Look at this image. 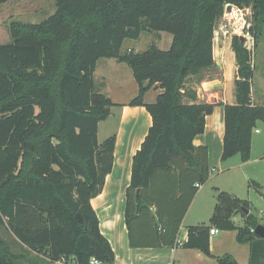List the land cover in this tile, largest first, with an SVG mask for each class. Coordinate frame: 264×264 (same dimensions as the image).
Here are the masks:
<instances>
[{
	"label": "trees",
	"instance_id": "obj_1",
	"mask_svg": "<svg viewBox=\"0 0 264 264\" xmlns=\"http://www.w3.org/2000/svg\"><path fill=\"white\" fill-rule=\"evenodd\" d=\"M246 8L252 10L247 32L258 45L264 0H56V11L41 22H11L12 41L0 44V229L11 230L28 249L15 252L0 234V264H91L93 258L115 264L91 202L112 171L116 145L115 134L102 142L98 137L99 123L115 105L95 79L102 58L131 67L139 93L130 104L152 116L126 192L130 245L177 244L184 217L210 177L208 146L194 139L217 105L198 101L188 81L215 64L220 19ZM143 31L171 33L170 48L152 43L123 52L125 40ZM245 44L234 35L236 103L224 105L222 161L236 155L248 161L254 131L264 122V105L252 102L254 71ZM155 84L161 92L146 102ZM246 209L249 199L218 191L210 222L191 225L182 246L211 255L210 229L235 230L237 242L250 246L248 264H264V237L254 232L260 222ZM238 214L242 225L234 220ZM216 260L239 264L230 254Z\"/></svg>",
	"mask_w": 264,
	"mask_h": 264
},
{
	"label": "crops",
	"instance_id": "obj_2",
	"mask_svg": "<svg viewBox=\"0 0 264 264\" xmlns=\"http://www.w3.org/2000/svg\"><path fill=\"white\" fill-rule=\"evenodd\" d=\"M240 35L236 31L225 33L219 28V35L215 36V64L203 71L204 77L196 82L193 87L198 96V101L217 103L213 113L206 117L205 132L199 134L194 139V144L207 145L209 149V166L214 169L216 165L223 162V139L225 134V104L236 103L235 81L237 79L238 65L235 51L233 49V37ZM161 36V37H160ZM160 34L157 38L162 39ZM241 36V35H240ZM158 39L162 42V40ZM173 41L166 37V43L170 48ZM165 42V41H164ZM170 45V46H169ZM143 51V50H140ZM135 51V52H140ZM122 62L115 58H102L98 61L95 70L97 83H104V92L111 95V85L125 88L126 79L122 78ZM219 73L213 74L215 70ZM256 70V69H255ZM254 70V75H255ZM133 73V72H132ZM264 75V74H263ZM262 75L261 91L256 89L253 76L252 102L253 104L264 105V78ZM133 78L135 80L134 74ZM138 85L133 92L120 93L117 100L109 96L115 105L111 107V114L99 123L98 137L106 139L115 134V158L112 171L106 176L102 192L91 200L95 208L102 233L109 239L115 251V264H216V258L225 254H230L239 264H248L250 259L249 244L237 242V231L219 230L216 235H211V255H207L197 248H185L182 243L187 239L188 228L183 233L184 220L196 204L199 208L211 209V200L199 189L194 197L182 222L178 242L172 247H132L129 241V232L126 224V192L131 183L133 157L140 149L142 142L148 134L152 125V116L145 106L131 105L130 101L139 92ZM121 89V90H122ZM161 91L158 84H155L145 95L146 102L155 101ZM112 120L114 125H110ZM256 133H261L258 128ZM255 147L254 136L252 138V149ZM252 155V154H251ZM237 156V155H236ZM252 157V156H251ZM236 158L235 156L230 159ZM251 159V158H250ZM249 161V160H248ZM246 161V162H248ZM245 163V162H242ZM211 176V173H210ZM255 177V176H253ZM210 178V177H209ZM255 183L254 178H250ZM260 186L261 184L257 182ZM205 184V183H204ZM202 184V185H204ZM200 186V188L202 187ZM214 199V198H213ZM217 201V199H216ZM213 212L216 202L213 204ZM251 212V210H249ZM211 218V217H210ZM206 218H200L196 225L208 224ZM237 224L242 225L244 219L238 214L234 217ZM0 234L8 241L12 249L17 253L26 252V245L21 243L17 237L6 227L0 229ZM183 234L182 238L181 235ZM32 253L31 256H35ZM39 257H44L39 255ZM20 264H30L29 261L21 260Z\"/></svg>",
	"mask_w": 264,
	"mask_h": 264
},
{
	"label": "rangeland",
	"instance_id": "obj_3",
	"mask_svg": "<svg viewBox=\"0 0 264 264\" xmlns=\"http://www.w3.org/2000/svg\"><path fill=\"white\" fill-rule=\"evenodd\" d=\"M55 11L56 0H8L7 2L1 4L0 44L10 43L12 41L9 30L11 22L25 21L38 23L52 15ZM245 20L246 21H241L236 24V17L224 15L218 22L217 29L229 27L231 30L236 32L241 30L239 34L245 35L247 34L246 32L250 26L249 21L247 19ZM160 34L164 35L162 39H160L161 36L157 38ZM250 36L251 38H249V41L245 38L247 42L245 45H249L251 47V64L253 71L256 69L254 83L256 89L261 91L260 87L262 86V75L264 74V37L258 42V45H255L254 37L252 35ZM166 37H170V39H172L173 35L165 31H143L139 39H126L122 51L125 52L130 49L135 51L145 50L152 43L157 44V46L161 49H168ZM158 39L162 40V42ZM120 67L122 78L126 79L127 83L123 89L113 86L114 84L111 85L112 93L109 96H111L114 100L121 97L118 95L123 91L124 93L133 92V89H135L138 85L136 79L134 80L133 78V71L131 67L126 62H122ZM217 73H219V71L216 69L213 74ZM205 75L202 72L199 75L200 77L196 75L190 77L188 87H196V82L200 80L201 76L204 77ZM137 95H134V97ZM109 124L111 126L114 125L112 120L109 121ZM257 128L261 133H256L254 131L253 136L255 139V147L254 150L252 149V157L248 162L245 161V163H242L244 161H242L241 157L237 155L235 156L236 158H229L223 161L220 166L216 165V167L211 170L210 178L200 188L202 193L206 194V199L208 196L210 197L211 209L207 210L205 207L201 209L199 208L200 205L196 204L184 220L185 226L183 227V233L187 230V225H196L197 223L195 222L199 221L200 218H206L205 222H209V219L213 214V204L216 202L218 191L221 190L228 191L241 198L249 199L251 201V212L258 217L260 224L264 225V196L261 194H264V122H259ZM103 140L104 138L100 136V142ZM250 178H254L261 184L259 189L256 188ZM218 232L220 233L219 230ZM182 236L183 234L180 238H182Z\"/></svg>",
	"mask_w": 264,
	"mask_h": 264
},
{
	"label": "built area",
	"instance_id": "obj_4",
	"mask_svg": "<svg viewBox=\"0 0 264 264\" xmlns=\"http://www.w3.org/2000/svg\"><path fill=\"white\" fill-rule=\"evenodd\" d=\"M243 10L244 9H239V13L237 14V15H231V17H236V24H238V22H241V21H246L245 19V15H244V13H243ZM225 15H227V13L225 14ZM251 23L249 22V25H250ZM240 27V26H239ZM221 30H224V32L225 33H229V30L230 31H234V30H231L229 27H222V28H220ZM240 29V28H239ZM241 30H239L238 31V33L240 32ZM247 34H245L244 36H245V38H247L248 39V41H249V38H251V34L249 33V32H246ZM217 35H219V29H217L216 31H215V36H217ZM242 35V34H241ZM246 44H247V42H246ZM246 47L251 51V47L248 45H246ZM198 185V184H197ZM218 233V229H216V228H211L210 229V234L211 235H216ZM60 263H65L64 262V260H61V261H56V262H54V264H60ZM91 264H101V262L99 261V260H97L96 258H93L92 260H91Z\"/></svg>",
	"mask_w": 264,
	"mask_h": 264
},
{
	"label": "water",
	"instance_id": "obj_5",
	"mask_svg": "<svg viewBox=\"0 0 264 264\" xmlns=\"http://www.w3.org/2000/svg\"><path fill=\"white\" fill-rule=\"evenodd\" d=\"M243 13H244L245 16H247V15L252 16V10H251V8H246V9H244V10H243ZM241 40H242V42L245 41V36H244V35H241ZM245 213L248 214V213H249V209H246V210H245ZM77 218H78V220L80 221V223L83 222V218H82V216H81L80 213H77ZM254 232H255L257 235H259V236H261V237H264V225H263V224H258V225L256 226V228L254 229Z\"/></svg>",
	"mask_w": 264,
	"mask_h": 264
}]
</instances>
